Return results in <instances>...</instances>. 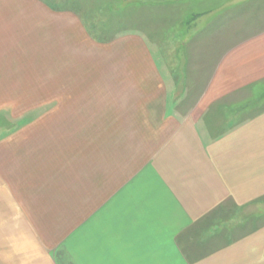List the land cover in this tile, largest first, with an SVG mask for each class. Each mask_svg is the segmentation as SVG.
Listing matches in <instances>:
<instances>
[{"label": "crops", "instance_id": "1", "mask_svg": "<svg viewBox=\"0 0 264 264\" xmlns=\"http://www.w3.org/2000/svg\"><path fill=\"white\" fill-rule=\"evenodd\" d=\"M77 1L0 0V264H264V0L151 46Z\"/></svg>", "mask_w": 264, "mask_h": 264}, {"label": "rangeland", "instance_id": "2", "mask_svg": "<svg viewBox=\"0 0 264 264\" xmlns=\"http://www.w3.org/2000/svg\"><path fill=\"white\" fill-rule=\"evenodd\" d=\"M171 2L178 3L177 8L171 9L161 6L155 8V11L151 14H148V6L134 11L136 8L128 2L96 3L95 1L81 0L72 3V8L78 10L81 15L90 13V17L82 16V20L96 39L109 40L120 35V33L135 30V25H137L145 29L143 30L144 36L150 46L153 41L162 40L161 38H163L168 28L173 31L172 35H167L169 39L175 38L177 32H182L179 37L188 39L190 35H186L185 32L199 26L201 21L214 10L212 4L207 0H168V2L162 0L154 3L159 6L166 3L173 4ZM51 3L62 7L69 6V3L64 4L62 1H51ZM101 4H103L101 14L94 16L97 10L100 11ZM172 23L173 26H170ZM166 33L169 34L168 31ZM154 53L158 57L159 52L154 50ZM214 58L212 51H204L203 59L206 67L208 64L213 63Z\"/></svg>", "mask_w": 264, "mask_h": 264}]
</instances>
